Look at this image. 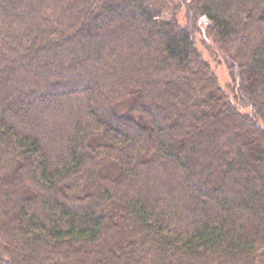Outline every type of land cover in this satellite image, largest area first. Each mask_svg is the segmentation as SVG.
<instances>
[{"label":"trees","instance_id":"obj_1","mask_svg":"<svg viewBox=\"0 0 264 264\" xmlns=\"http://www.w3.org/2000/svg\"><path fill=\"white\" fill-rule=\"evenodd\" d=\"M0 264H264V0H0Z\"/></svg>","mask_w":264,"mask_h":264},{"label":"rangeland","instance_id":"obj_2","mask_svg":"<svg viewBox=\"0 0 264 264\" xmlns=\"http://www.w3.org/2000/svg\"><path fill=\"white\" fill-rule=\"evenodd\" d=\"M200 27L202 28V32H203L202 36L200 37V40L202 38L204 42L213 45L212 40L209 39L208 36L206 35L207 22L204 18L200 22ZM202 40L199 44L200 49L203 51L204 55L210 59L212 67L220 79L221 85L224 88H228L231 83V78L227 67L224 65V63L220 62L218 59L210 57V54L206 50L205 44H202Z\"/></svg>","mask_w":264,"mask_h":264}]
</instances>
